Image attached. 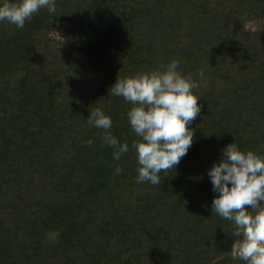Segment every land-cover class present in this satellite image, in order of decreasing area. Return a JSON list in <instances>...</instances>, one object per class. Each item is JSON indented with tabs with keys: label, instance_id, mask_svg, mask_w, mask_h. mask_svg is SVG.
Listing matches in <instances>:
<instances>
[{
	"label": "trees",
	"instance_id": "1",
	"mask_svg": "<svg viewBox=\"0 0 264 264\" xmlns=\"http://www.w3.org/2000/svg\"><path fill=\"white\" fill-rule=\"evenodd\" d=\"M198 1L55 0L0 21V264H244L207 170L231 142L264 156V1ZM173 59L199 83L193 143L137 183L132 104L110 87ZM96 107L129 144L119 160Z\"/></svg>",
	"mask_w": 264,
	"mask_h": 264
},
{
	"label": "clouds",
	"instance_id": "2",
	"mask_svg": "<svg viewBox=\"0 0 264 264\" xmlns=\"http://www.w3.org/2000/svg\"><path fill=\"white\" fill-rule=\"evenodd\" d=\"M40 9L55 13V0H0V21L23 28ZM178 65L179 61L173 59L161 69L117 77L110 87L112 95L132 104L126 115L139 137L132 141L138 165L137 183L159 184V173L175 168L193 143V130L187 125L201 110L199 96L194 92L199 83L184 76ZM87 120L90 126L105 130L102 140L113 148L115 160L129 150L127 141L121 142L108 131L112 119L102 108L90 110ZM120 170L117 166L116 171ZM207 174L217 193L211 202L212 212L232 225L235 239L231 258L244 264H264V156L241 150L231 142Z\"/></svg>",
	"mask_w": 264,
	"mask_h": 264
},
{
	"label": "rangeland",
	"instance_id": "3",
	"mask_svg": "<svg viewBox=\"0 0 264 264\" xmlns=\"http://www.w3.org/2000/svg\"><path fill=\"white\" fill-rule=\"evenodd\" d=\"M245 1V0H244ZM255 0H246V4L248 5V3H250V2H254ZM264 1V0H263ZM187 2L189 3V4H198L199 3V1L198 0H187ZM191 2V3H190ZM199 5V4H198ZM261 26V22L259 21V20H254V21H252V22H250V23H248L247 24V28L248 29H255V28H258V27H260ZM59 31H60V24L57 22V23H54L53 24V27H52V30H51V32H52V34L53 33H56V35H58L59 34Z\"/></svg>",
	"mask_w": 264,
	"mask_h": 264
}]
</instances>
